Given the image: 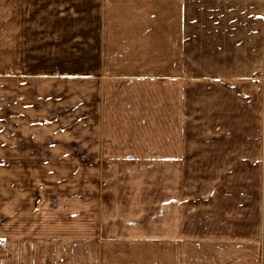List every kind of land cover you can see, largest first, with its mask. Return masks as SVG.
<instances>
[{
	"label": "rangeland",
	"instance_id": "374dc122",
	"mask_svg": "<svg viewBox=\"0 0 264 264\" xmlns=\"http://www.w3.org/2000/svg\"><path fill=\"white\" fill-rule=\"evenodd\" d=\"M22 2L23 81L7 91L0 75V264H225L186 245L212 236L203 170L132 151L167 145V113L145 104L174 90L98 91L80 78L167 75L178 50L164 0ZM64 74L80 76L73 94L35 82Z\"/></svg>",
	"mask_w": 264,
	"mask_h": 264
},
{
	"label": "crops",
	"instance_id": "0c3cea01",
	"mask_svg": "<svg viewBox=\"0 0 264 264\" xmlns=\"http://www.w3.org/2000/svg\"><path fill=\"white\" fill-rule=\"evenodd\" d=\"M22 4L4 2L0 75L7 91L13 80L23 81ZM162 5L167 24H175L178 50L167 75L147 81L41 75L35 82L70 94L79 77L86 89L98 91L109 86L123 90L125 82L133 89L174 90V97L145 104L148 116L167 113V145L132 151L153 153L169 169L203 170L205 183L210 180L213 219L204 231L212 236L186 243L189 249L196 245L197 259L264 264V0H164ZM217 202L226 204L227 212L217 210ZM178 205L182 210V198Z\"/></svg>",
	"mask_w": 264,
	"mask_h": 264
},
{
	"label": "built area",
	"instance_id": "2783aa9c",
	"mask_svg": "<svg viewBox=\"0 0 264 264\" xmlns=\"http://www.w3.org/2000/svg\"><path fill=\"white\" fill-rule=\"evenodd\" d=\"M263 168H264V162H263Z\"/></svg>",
	"mask_w": 264,
	"mask_h": 264
}]
</instances>
